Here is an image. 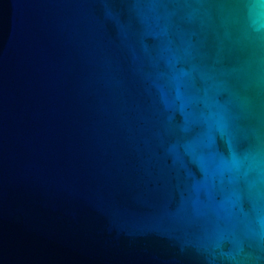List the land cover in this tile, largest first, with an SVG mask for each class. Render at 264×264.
<instances>
[{"label": "water", "instance_id": "obj_1", "mask_svg": "<svg viewBox=\"0 0 264 264\" xmlns=\"http://www.w3.org/2000/svg\"><path fill=\"white\" fill-rule=\"evenodd\" d=\"M0 264H264V0H0Z\"/></svg>", "mask_w": 264, "mask_h": 264}]
</instances>
